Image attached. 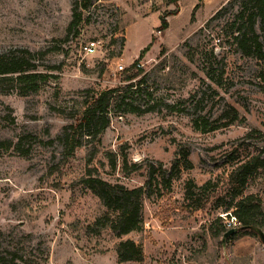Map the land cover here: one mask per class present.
Segmentation results:
<instances>
[{
    "label": "rangeland",
    "instance_id": "rangeland-1",
    "mask_svg": "<svg viewBox=\"0 0 264 264\" xmlns=\"http://www.w3.org/2000/svg\"><path fill=\"white\" fill-rule=\"evenodd\" d=\"M81 1L0 0V52L28 49L41 70L55 66L50 72L59 76L26 96L0 87V140L31 136L27 156L0 148V264L16 256L17 264H119L122 239L143 245L144 264H264L259 235L229 237L225 246L224 235H213L217 218L226 214L217 198L231 188V158L264 148V66L244 56L234 40L240 3L210 20L229 0H98L78 7L83 21L70 29ZM165 15L169 27L160 31ZM85 44L96 52L85 54ZM149 45L140 64L154 111L113 113L100 136L84 139L68 156L59 138L75 123L68 116L80 110L85 91L128 84L122 72ZM232 107L239 119L231 124L221 115ZM198 116L219 128L197 131ZM94 146L98 153L90 160ZM109 152L126 154L128 170L120 159L112 170ZM88 167L112 183L147 186L142 231L122 238L88 231L106 210L82 182ZM210 179L213 189L195 210L186 197L188 182ZM247 192L264 197V177Z\"/></svg>",
    "mask_w": 264,
    "mask_h": 264
},
{
    "label": "trees",
    "instance_id": "trees-1",
    "mask_svg": "<svg viewBox=\"0 0 264 264\" xmlns=\"http://www.w3.org/2000/svg\"><path fill=\"white\" fill-rule=\"evenodd\" d=\"M94 1L98 0H82L75 6L70 29L83 21V13L78 7L81 6L86 10ZM180 1L182 0H172V3L177 4ZM236 3H240V10L235 19L234 40L237 47L244 56L254 58L264 66V0H229L210 20L219 17L229 5ZM175 14H177L176 10L166 13L167 16ZM166 15L161 18L160 31H165L169 27ZM192 21H195L194 15ZM150 47L151 45L143 49L140 58L122 72L124 81L129 82L128 84L104 90L90 88L85 91L80 110L74 109L68 116L75 119V123L66 127L64 134L59 138L68 156L83 147L84 139L100 136L109 126L113 113L141 115L154 111L155 106H149L154 93L146 85V76H142L144 69L140 64V60ZM54 69L58 68L51 66L48 70H41L35 53L28 49H11L0 52V87H13L23 96L35 94L40 92L51 79L59 78L57 74L50 72ZM144 95L148 98L145 104L142 102ZM142 104H148V106L143 108ZM221 117L231 118L230 123L232 124L239 119V112L232 107L230 110H225ZM194 125L197 131L202 133H209L219 128L205 116L195 118ZM259 133L262 135L261 132ZM252 134L253 132L249 133L248 137ZM30 137V134H24L16 143L10 140H0V148L5 150L14 148L20 155L27 156L30 149L25 148V143ZM97 153L98 148L94 146L90 153V160H93ZM108 157L112 170L118 168L120 160L124 170H128L129 160L126 154L109 152ZM184 159L185 165L189 167L191 162L188 155H185ZM231 160L236 163L227 176L231 188L225 196L217 198L220 202L218 207L224 208V213H228L227 218L230 219L231 215L236 216L241 223L238 227L241 230L234 233L230 240L247 235H259L256 229L264 228V197L258 193H248L247 189L251 182L264 177V148L257 155L247 156L244 159L233 156ZM132 166L136 168L137 164ZM82 182L100 199L106 209L93 224L88 226L90 233L101 234L104 230H110L116 237L122 238L132 232L143 230L145 199L150 196L147 186L130 188L121 183H112L103 179L97 174L96 168L92 167H88ZM212 189L211 179L199 186L194 181H189L186 197L194 202L195 210H200L204 207L203 199L208 197ZM217 222L219 224L214 227V237L224 235L229 230L223 216L218 217ZM117 256L119 264H144L146 257L143 245L133 239L119 241ZM17 258L18 256L13 259L12 264H17Z\"/></svg>",
    "mask_w": 264,
    "mask_h": 264
},
{
    "label": "built area",
    "instance_id": "built-area-1",
    "mask_svg": "<svg viewBox=\"0 0 264 264\" xmlns=\"http://www.w3.org/2000/svg\"><path fill=\"white\" fill-rule=\"evenodd\" d=\"M82 51L87 55H92L96 52V46L94 44H85L82 46ZM123 69V66H120ZM228 213H226L223 217L227 218ZM228 219V218H227ZM240 221L236 216L231 215V218L226 221V225L228 229L238 228L240 226Z\"/></svg>",
    "mask_w": 264,
    "mask_h": 264
},
{
    "label": "water",
    "instance_id": "water-1",
    "mask_svg": "<svg viewBox=\"0 0 264 264\" xmlns=\"http://www.w3.org/2000/svg\"><path fill=\"white\" fill-rule=\"evenodd\" d=\"M240 230H241L240 228H231V229H229L224 234V237H223V240H222L224 246L226 245V242H227L228 238L231 237L234 233L239 232ZM256 231L258 232L259 236L261 237V239L264 242V231H263V229L257 228Z\"/></svg>",
    "mask_w": 264,
    "mask_h": 264
}]
</instances>
